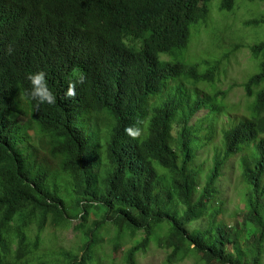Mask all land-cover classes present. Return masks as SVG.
<instances>
[{"label": "trees", "instance_id": "trees-1", "mask_svg": "<svg viewBox=\"0 0 264 264\" xmlns=\"http://www.w3.org/2000/svg\"><path fill=\"white\" fill-rule=\"evenodd\" d=\"M237 1L222 0L221 10ZM210 2L0 0V264L99 263L110 226L126 264H141L152 240L169 250L168 264L188 256L264 264V37L250 47L257 69L244 85L254 100L249 119L224 132L222 155L195 162L193 117L204 107L214 121L222 113L198 85L215 82L229 53L209 62L175 58L192 25L208 20ZM245 26L264 31V14ZM38 69L55 104L30 96L27 75ZM75 69L87 79L65 98ZM137 122L142 133L133 138L125 129ZM244 151L246 193L231 226L219 181ZM94 208L105 218L88 228ZM78 218L80 253H41L48 228L56 233ZM126 232L133 238L125 248Z\"/></svg>", "mask_w": 264, "mask_h": 264}, {"label": "rangeland", "instance_id": "rangeland-1", "mask_svg": "<svg viewBox=\"0 0 264 264\" xmlns=\"http://www.w3.org/2000/svg\"><path fill=\"white\" fill-rule=\"evenodd\" d=\"M221 4L222 0H211L208 20L192 25L188 46L177 52L175 58L186 63L209 62L216 61L229 53V58L224 59L225 62L222 63L215 82L198 85L199 94L202 97L217 99L222 113L217 121H214L211 108L204 107L192 119V123L198 122L197 131L193 136L197 165H201L217 154L222 155L225 149L224 132L241 121L249 119V107L254 100L247 96L244 85L257 69V62L251 55L250 47L264 37V31L245 26V22L264 14V2L256 4L249 0H238L231 11L221 10ZM27 121V117L20 119L22 125ZM31 132L30 135H33ZM247 153L248 151L237 153L227 161L219 181L223 189L224 217L230 219L231 226L236 223L235 216L240 211L245 198L246 184L242 179L241 160ZM104 218V210L94 208L88 216L87 227H93L95 221L104 220ZM79 222V218L75 219L70 227L59 229L56 233L49 231L50 228H48L44 234L41 253L44 255L65 251L80 253L83 245L82 232L80 229H75V225ZM194 226L190 224L187 227L192 229ZM164 229L163 227L160 234ZM119 235V230L115 226L104 228L103 246L98 250L100 262L96 264H126L124 248L120 247L116 250ZM140 236L142 232L134 238L133 244L141 238ZM131 238L133 237L130 232H126L121 238L125 248L131 245ZM168 253L169 250L161 247L158 240H152L148 250L139 255V260L141 264H168ZM174 264H202V262L188 256Z\"/></svg>", "mask_w": 264, "mask_h": 264}, {"label": "clouds", "instance_id": "clouds-1", "mask_svg": "<svg viewBox=\"0 0 264 264\" xmlns=\"http://www.w3.org/2000/svg\"><path fill=\"white\" fill-rule=\"evenodd\" d=\"M10 51V50H9ZM74 75L78 78L76 81L70 82L67 91L64 93L65 98H73L77 95L76 88L77 83L84 84L87 77L79 69L74 70ZM27 79L30 82V96L36 101L37 104H55L57 97L56 94L49 88L47 73L43 69H38L34 72H29ZM125 132L133 137H139L142 133V128L139 126V122L128 126Z\"/></svg>", "mask_w": 264, "mask_h": 264}]
</instances>
